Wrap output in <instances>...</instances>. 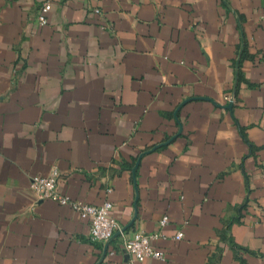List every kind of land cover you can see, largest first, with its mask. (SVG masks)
Wrapping results in <instances>:
<instances>
[{"label":"crops","instance_id":"1","mask_svg":"<svg viewBox=\"0 0 264 264\" xmlns=\"http://www.w3.org/2000/svg\"><path fill=\"white\" fill-rule=\"evenodd\" d=\"M44 1L0 0V264H264V0Z\"/></svg>","mask_w":264,"mask_h":264},{"label":"built area","instance_id":"2","mask_svg":"<svg viewBox=\"0 0 264 264\" xmlns=\"http://www.w3.org/2000/svg\"><path fill=\"white\" fill-rule=\"evenodd\" d=\"M50 9L51 4L48 0L44 1L40 6L37 16L39 24H48V13ZM60 177L61 171L55 166L46 176H33L30 182V190L42 199H51L61 205H69L82 219L88 220L91 224L90 239L92 241L108 242L112 240L118 232L124 236V250L133 260L142 262L147 258H154L166 261V254L162 250L154 247L151 243L152 236L150 234L144 231H136L130 235L125 234V229L121 226L118 220L111 216L113 205L110 201H105L99 205L82 203L72 199L68 194L60 193L58 191ZM168 222L169 217L164 215L160 224L165 226ZM181 238L182 233L179 232L176 234L175 239L180 240ZM128 264L133 263L129 262Z\"/></svg>","mask_w":264,"mask_h":264}]
</instances>
